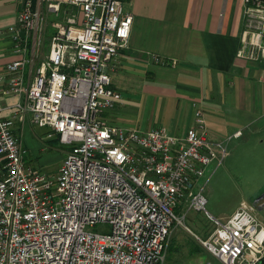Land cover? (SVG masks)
Returning <instances> with one entry per match:
<instances>
[{
	"label": "built area",
	"instance_id": "1",
	"mask_svg": "<svg viewBox=\"0 0 264 264\" xmlns=\"http://www.w3.org/2000/svg\"><path fill=\"white\" fill-rule=\"evenodd\" d=\"M244 1L238 55L264 61V0ZM21 4L19 26L9 29L20 56L0 74V98H17L0 102V111L12 108L0 117V264H163L184 211H206L200 181L224 143L207 136L199 109L185 136L103 116L122 100L110 72L134 20L123 0ZM48 12L61 19L39 60ZM28 121L70 145L57 175L28 162ZM256 213L242 200L225 219L208 214L215 225L208 236L194 235L224 264H259L264 225ZM96 225L107 229H89Z\"/></svg>",
	"mask_w": 264,
	"mask_h": 264
},
{
	"label": "crops",
	"instance_id": "2",
	"mask_svg": "<svg viewBox=\"0 0 264 264\" xmlns=\"http://www.w3.org/2000/svg\"><path fill=\"white\" fill-rule=\"evenodd\" d=\"M21 5V0H0V74L20 56L9 29L18 25ZM123 5L134 20L129 46L110 72L122 100L103 114L109 122L140 130L164 127L185 136L199 109L214 141L264 133V61L238 55L244 0H123ZM49 14L43 33L51 27V41L56 20L50 23ZM16 101L0 98L10 105ZM11 109L0 111V117Z\"/></svg>",
	"mask_w": 264,
	"mask_h": 264
},
{
	"label": "rangeland",
	"instance_id": "3",
	"mask_svg": "<svg viewBox=\"0 0 264 264\" xmlns=\"http://www.w3.org/2000/svg\"><path fill=\"white\" fill-rule=\"evenodd\" d=\"M60 19L54 13L48 15L50 23ZM50 32L51 27L43 33L39 60L49 51ZM50 133L49 127L28 121L23 141L28 151V162L50 175H57L70 145L61 143L55 134L50 136ZM221 142L224 146L218 158L200 181L207 198V212L194 208L184 211L186 217L183 223L174 227L163 264H224L201 245L194 233L200 237L208 236L215 226L209 213L221 219L229 217L242 200H249L264 183V133L253 139L233 137ZM256 212L258 220L264 225V208ZM89 229L102 232L107 226L96 225Z\"/></svg>",
	"mask_w": 264,
	"mask_h": 264
},
{
	"label": "water",
	"instance_id": "4",
	"mask_svg": "<svg viewBox=\"0 0 264 264\" xmlns=\"http://www.w3.org/2000/svg\"><path fill=\"white\" fill-rule=\"evenodd\" d=\"M21 35L24 36V35H25V31H22V32H21ZM261 196H264V183H263V185H262L259 189H257V190H256V191L250 196L249 201H251L253 204H256L257 199H258L259 197H261ZM263 261H264V260H261V261L259 262V264H263Z\"/></svg>",
	"mask_w": 264,
	"mask_h": 264
},
{
	"label": "flooded vegetation",
	"instance_id": "5",
	"mask_svg": "<svg viewBox=\"0 0 264 264\" xmlns=\"http://www.w3.org/2000/svg\"><path fill=\"white\" fill-rule=\"evenodd\" d=\"M257 201H258V204H255L256 211L264 208V196L259 197Z\"/></svg>",
	"mask_w": 264,
	"mask_h": 264
},
{
	"label": "trees",
	"instance_id": "6",
	"mask_svg": "<svg viewBox=\"0 0 264 264\" xmlns=\"http://www.w3.org/2000/svg\"><path fill=\"white\" fill-rule=\"evenodd\" d=\"M57 138L59 139V137L57 136ZM263 264H264V261H263Z\"/></svg>",
	"mask_w": 264,
	"mask_h": 264
}]
</instances>
